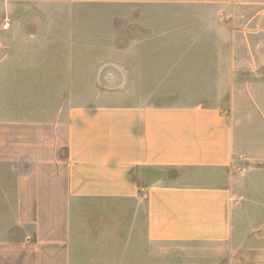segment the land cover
Returning a JSON list of instances; mask_svg holds the SVG:
<instances>
[{
	"label": "crops",
	"instance_id": "1",
	"mask_svg": "<svg viewBox=\"0 0 264 264\" xmlns=\"http://www.w3.org/2000/svg\"><path fill=\"white\" fill-rule=\"evenodd\" d=\"M35 3L183 7L209 38L135 41L134 102L87 103L73 26L13 17ZM169 95L228 99L150 98ZM256 129L264 0H0V264H153L154 245L232 242L247 208L236 168L264 159Z\"/></svg>",
	"mask_w": 264,
	"mask_h": 264
},
{
	"label": "rangeland",
	"instance_id": "2",
	"mask_svg": "<svg viewBox=\"0 0 264 264\" xmlns=\"http://www.w3.org/2000/svg\"><path fill=\"white\" fill-rule=\"evenodd\" d=\"M18 8L15 10L18 16L13 17L19 18L23 23H67L73 26L74 82L87 89V96H83V101L87 103L102 102L100 92L103 91L118 93V96H109L115 100L107 101L108 103L134 102V97L125 94V88L128 72L139 66L128 63L137 52L134 48L135 41L197 39L200 36L209 38V32H194L193 16L184 19L179 15L192 11L183 7L146 10L134 5L35 3ZM33 18L35 19L32 20ZM80 60L83 62L80 63ZM174 66L176 65L164 64L161 67L169 69ZM150 98L153 102L166 104L212 103L228 99L203 95ZM257 130L261 138H264V131ZM261 160L264 159L261 158L256 163L255 170H250L246 163L239 164L236 168V176L245 177L247 174L243 190L247 208L242 212L232 242L225 245H154L153 264H264V161Z\"/></svg>",
	"mask_w": 264,
	"mask_h": 264
}]
</instances>
